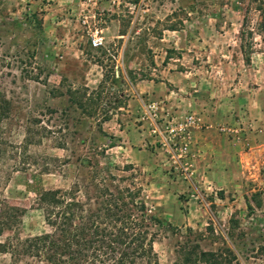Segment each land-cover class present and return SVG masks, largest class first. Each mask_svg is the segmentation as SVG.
Returning a JSON list of instances; mask_svg holds the SVG:
<instances>
[{
    "label": "rangeland",
    "instance_id": "obj_1",
    "mask_svg": "<svg viewBox=\"0 0 264 264\" xmlns=\"http://www.w3.org/2000/svg\"><path fill=\"white\" fill-rule=\"evenodd\" d=\"M256 5L0 0V207L24 209L0 244L47 231L35 202L57 189L99 219L112 212L169 224L144 222L157 264H172L181 243L264 264V25ZM150 103L161 128L188 113L199 119L187 144L192 131L213 130L236 152L252 147L234 197L219 201L221 193L192 178L189 151L176 164L169 159L146 129ZM12 262L47 264L0 253V264Z\"/></svg>",
    "mask_w": 264,
    "mask_h": 264
},
{
    "label": "trees",
    "instance_id": "obj_2",
    "mask_svg": "<svg viewBox=\"0 0 264 264\" xmlns=\"http://www.w3.org/2000/svg\"><path fill=\"white\" fill-rule=\"evenodd\" d=\"M255 2V9L262 13L259 24L261 29L264 25V2ZM242 53L243 61L248 62V55ZM72 196V192L57 189L48 190L40 196L37 194L35 205L42 210L43 221L48 230L24 238L15 236L14 244L6 240L0 244V253H7L12 258L28 256L47 264H157L151 249L153 240L146 225L152 224L157 228L165 225L164 227L173 229L169 224L146 215L137 219L125 216L117 218L112 212H107V218L99 219L93 214H86ZM249 200L244 198L247 209H250ZM23 211V207L15 204L0 207V232L10 230L11 226H18ZM144 222L147 224L144 225ZM186 234L192 235L193 232L187 229ZM174 253L172 264L237 262L229 249L206 252L190 243L179 244Z\"/></svg>",
    "mask_w": 264,
    "mask_h": 264
},
{
    "label": "crops",
    "instance_id": "obj_3",
    "mask_svg": "<svg viewBox=\"0 0 264 264\" xmlns=\"http://www.w3.org/2000/svg\"><path fill=\"white\" fill-rule=\"evenodd\" d=\"M209 126L205 128H211V125ZM212 131H203L198 136H194L193 131L190 133L192 135H190L188 151L193 156L191 159L192 178L195 177L201 181L208 191L215 190L221 193V196H217L216 199L223 201L227 196L234 197L232 193L242 186V181H247L246 176L249 174L250 167L249 165L245 166L246 162L243 161L251 157L242 158V154L245 153L246 156H249L253 153L249 152L252 147L245 152H236V148L232 147L234 144L225 141V137L222 140V136H218ZM210 134L217 137H210ZM237 198L239 197L236 196L235 199ZM242 198L239 200L244 201ZM231 204L232 202L227 206L230 208ZM223 209H225L224 206Z\"/></svg>",
    "mask_w": 264,
    "mask_h": 264
},
{
    "label": "built area",
    "instance_id": "obj_4",
    "mask_svg": "<svg viewBox=\"0 0 264 264\" xmlns=\"http://www.w3.org/2000/svg\"><path fill=\"white\" fill-rule=\"evenodd\" d=\"M85 23V22H82ZM97 31H93L89 35V45L93 49L101 46V38ZM159 107L156 103H150L144 109L146 118V129L149 134L156 139L160 147L164 148L169 159L176 164L179 159H184L188 151L187 139H189V131L198 127L199 119L194 114H186L177 122H169L162 128L159 125L160 116ZM220 132H224L225 128H219ZM189 165L184 164L181 170L186 173Z\"/></svg>",
    "mask_w": 264,
    "mask_h": 264
}]
</instances>
